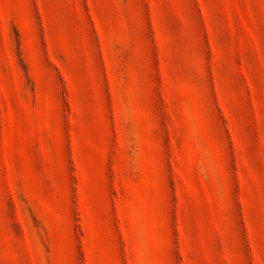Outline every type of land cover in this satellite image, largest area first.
Masks as SVG:
<instances>
[{"label": "rangeland", "instance_id": "1", "mask_svg": "<svg viewBox=\"0 0 264 264\" xmlns=\"http://www.w3.org/2000/svg\"><path fill=\"white\" fill-rule=\"evenodd\" d=\"M0 264H264V0H0Z\"/></svg>", "mask_w": 264, "mask_h": 264}]
</instances>
